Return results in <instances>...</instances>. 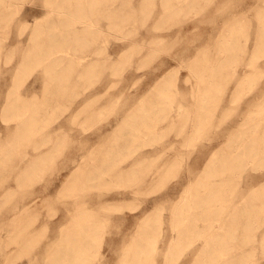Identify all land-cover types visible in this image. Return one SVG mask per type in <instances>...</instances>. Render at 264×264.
Returning a JSON list of instances; mask_svg holds the SVG:
<instances>
[{
  "label": "bare ground",
  "instance_id": "1",
  "mask_svg": "<svg viewBox=\"0 0 264 264\" xmlns=\"http://www.w3.org/2000/svg\"><path fill=\"white\" fill-rule=\"evenodd\" d=\"M20 1L21 0H0V60L4 55L5 56L10 55L13 52L14 47L23 46L24 49L22 51V54L15 64V70L17 75L23 74L24 71L27 69V67L33 64L35 65V67L41 68V71L43 70L45 75L62 74L66 72L70 74L90 75L95 72H103V70L109 66H111L112 68L120 64L125 59L128 53V51L126 50L125 52L117 54L118 52L117 48L112 47V49L110 48L111 50H106L105 51L106 53L104 52L105 54H103L99 49V47L95 46L96 44L92 45L91 43H89L90 40L88 41V38L93 37L95 33H99L100 30L103 28L104 25L102 24L103 22L102 20L106 18L108 19L109 24H113L116 22L118 23V25L119 22L130 21L131 18L134 19L135 17H137L136 16L137 9L143 8V6L149 0H137L136 1L137 4H134L135 0H126L125 7H124V3H119L116 5L115 2H111L109 6L108 4L106 6H97L98 2L100 1L103 2V0H44L45 10L41 14L37 16L26 17L23 16L24 14L23 13L19 17V22L21 23V25L22 24L23 25L21 29L16 33V35L12 38L13 41L8 42L3 39V35H5L3 34V30L6 29V26L10 28L12 21L15 20L14 16L16 14V11L18 14L21 9L19 8L20 6H18L20 4ZM160 1H161V5L163 6L162 8L163 11L161 13V16L158 15L160 16V18H164L165 16H167L171 10H174V8L178 9L179 6H183V5L185 6L186 4L192 2V0H175V2H172L174 0H160ZM92 5L94 6V8H91ZM96 12L98 13V16H96ZM72 14L75 15L76 17H79L80 19L79 20L80 22H78L79 24L71 17ZM245 18L246 17H244L242 23H244L246 19H247L246 23H249L248 18L246 19ZM30 19H32V21H30ZM235 21L232 24H230L229 33L227 34L223 33L225 36L217 42L216 49L214 50V52L212 51V49H209L208 46H206L205 48L208 49L204 50L205 48H203L204 51L200 50L199 53L198 50H196L197 54L196 55L194 54L195 56L192 57L193 59H191V61L189 60L190 62L188 63L192 71V74L197 79L196 85L200 86L198 90H196L194 82L191 83L193 87L192 89L193 92L195 91L197 93L193 103L189 101L191 103L190 105H184L182 103L179 104L177 103V105H175L174 97H176V95L175 93H174L175 96L172 97L171 95L173 93L172 86L174 88L176 84V80L174 78V72L172 71V69H174V67L177 64L173 68L171 67L172 69L170 70L168 69L169 67L167 68V66L165 65L166 61L164 60L156 67L157 69L155 68L156 71L152 70L153 72L150 75L151 80L147 82L148 90L144 92V94H142L139 100L137 99L136 102L133 103L128 110H126L125 115H123L118 120V123L116 124L112 132L109 135L105 134L107 137L103 138V136L105 135L102 134L101 137L102 139L98 144L87 147V149L84 148L85 150L82 148L83 146H81L80 148L76 147L74 149L76 153L75 155L77 156L74 157L76 163L74 164V167L70 170V172L67 173V177L65 181L61 185L60 193L61 192L63 193V191L66 190L67 191L74 190V193L76 194L75 196H72L73 198L71 200H66L65 202H63L64 205L62 207L63 209L62 211L60 210L61 213H59L60 215L56 218L55 221V225H59V228L54 233L52 232L53 235L51 237L53 238L51 244L49 245V249L47 248L48 249L47 250L48 253L46 252L47 257L45 256L46 259L44 258L45 264L90 263V261L92 260L91 250L93 249L94 244H96L95 243V235L97 233L96 231L98 230V228L103 227L106 224L103 223L109 218V215L111 216L110 213L108 216H106V214L103 215V213L101 214L100 212L95 211L93 209V205L97 202L95 200H98L99 202V199L102 197L103 198L102 201H104V203H102L100 206H102V208L106 210L108 209V210H113L114 213L116 212V218L119 221L120 219L124 220V218L126 219V217L122 215L124 212L121 213V211H123V208L124 207L126 208V206L125 204L122 203H116L115 200L117 193L131 192L137 194L136 193L137 185H139V183L141 184L142 182L148 183V181L149 182L154 181V183L151 182L152 183L151 187H147V188L154 189L153 186L155 185V183L159 180V178L162 179V177L158 178L159 175H162L163 177H165V175L167 174L170 175L169 165H172L174 161L171 160L172 157L170 156V154L169 157H166V159L163 160L162 162L165 165L168 164L167 167L163 165L156 167L155 163L157 162L156 161L152 162L149 159L154 153L157 152L163 155V153L167 149L166 147L168 146L169 148V144L163 146L162 148H158L157 146H154L149 150H145V152L142 154L141 152L127 153L125 151V148L128 145L135 143L136 140H139V138L141 137L144 139L146 135H147L146 138L148 137L149 143L152 144L153 140H155L156 133L162 127L161 126L162 124L160 125V123L164 120H168V118L171 115L172 117L169 119V122H173L174 120L177 121V119L179 118V120L183 123L182 124L183 127L187 126V124L190 122V121L188 122V117H187V115L190 113L189 112L190 108H194V112L196 116V117L194 116L196 120L193 125L194 126L193 130L192 129L191 130L193 132L194 131L199 132L201 128L203 127L205 128L206 125H209L212 119L215 117L216 112L219 108V104L223 99L224 94L227 92L228 88H230L231 90V93L228 95L230 101V100H238L240 98L241 91H243L244 89H250L254 85L256 81L254 82L255 79L253 76L255 72H257L259 69L258 68L256 70L255 68L258 67L257 66L258 60L262 55V53L264 52V44L260 45V38L264 39V31H263L264 26L262 28V31H260L258 35L259 40L254 46L255 49L251 53V57L249 58V61L244 63L243 61L241 62L242 64L246 63L245 64L246 66H251L256 71L252 73L251 70L249 71L247 68H242L241 71H238L236 65L239 61H241L240 59L244 60L242 57H244V55L247 54V51L249 49L246 47L247 46L246 42L243 43L240 41L239 38L240 36H242L241 35L242 32L238 31ZM29 25H30V31L29 34L27 35L28 36L27 39L24 40L22 34ZM68 25H72L70 28L71 30L61 31L59 33L60 34L59 36L61 38L58 39L56 43L61 44L63 42H67L68 44H70V46L71 44H73L76 48L79 49L78 53H72L71 51L66 49L65 53H57V54L55 53L51 57L43 58V56L41 55L42 49L40 44H42L41 42H43L44 38L43 37L41 38V32H43L47 28L48 30H50L53 27L60 30V28L63 29ZM7 32H9V30L6 31V33ZM7 34L9 35V33ZM6 35L4 36L5 39H7L8 37V36L6 37ZM50 36L57 37L55 34L53 35L49 34L48 37ZM68 36L73 37L71 41H66L67 40L66 37ZM104 36L102 38H104ZM142 36H144V34ZM144 39L146 40V38ZM255 40L254 42H256ZM103 46L106 47V44H104ZM189 48L187 47V49ZM251 51L252 50H250V52ZM180 53L181 52L179 51V54ZM115 54H117L116 57H114ZM188 55L190 54L188 53ZM174 56H176V54ZM10 60L11 57L7 58L5 62L8 63ZM184 62L186 63V61ZM226 67H232V70L230 73H228L230 77H228V79H226L225 81L223 80L224 77L221 78L222 76L221 77L219 76L222 74L221 71H223V69ZM177 68H179V66L176 67L175 69ZM5 72L6 73L9 72V69L8 68L5 69ZM147 74L149 75V73ZM185 79H187V77ZM233 79H235L234 84L233 86L231 85V87H229V84L233 81ZM3 80H4V85H6L7 83L5 78ZM70 80H72V78H70ZM188 80L189 79H187L186 82H188ZM257 83L259 85V80ZM127 87L128 86H126V88ZM1 89L2 88H0V90ZM98 89H100V87ZM78 90L80 91V89ZM18 92H20V90ZM18 92L16 96H13L12 92L9 91L4 99V105H3L4 109H6L9 112H13L15 117V123L12 129V133L9 134L8 132L7 137L8 135L10 136V138L8 137L9 139H14V138L25 139L28 137H31V139H33L32 137H36V136L40 137L38 141V145L36 146L37 151L35 152L34 155L31 156L28 163H25L30 167H39L42 163L46 161V159L49 157V155L52 153V151L55 148V145L51 144V142L49 144L48 141H51V139L56 138L54 137V135H57L56 139H61L62 137L60 136L59 138L58 134L60 135L66 134L67 130L65 127H67L66 126L67 123L72 118L75 120V122H77L79 116H84V119H86V117L88 119L91 118L90 120L91 122L90 121L88 122L92 123L93 121L92 117H95V114L98 113L97 111L100 110L99 109L96 111L94 106V104L96 103H93L94 100L101 99L96 94L98 93V91H94L96 93L93 94L92 93L84 94V92H81V95L84 97L79 102H77L76 104L74 103L75 105L73 104V102L72 103L69 102V105H67L61 111V115H63V117H61L62 118L61 121L59 120L60 123L56 126L54 124L55 127H52L51 129L44 130L43 120L46 114L44 110L45 107L49 104V102L53 100H61L65 98L69 99V97H71L75 92L73 90H67L63 87L51 88L48 87V85L44 88V91L43 93H41V95L38 93H34L29 99H27L28 97L26 99L25 97L24 98L21 97L22 95L18 94ZM95 94L97 95L95 97L96 99L95 98L93 99L92 96H94ZM102 94H105V92ZM105 95H103V98ZM172 98L174 99V104ZM176 98H178V96ZM109 102L110 103L108 104V106H110V104L113 103V101H109ZM121 108L123 109V107ZM254 108H251L252 110H250L249 112L247 111V114L245 116L244 115L242 116L241 122L238 124V126H236L237 127L236 129L228 131L229 133L227 135V138H225L223 142L218 144L210 151V153L205 158L200 168L199 167L196 169L193 168L194 163L195 162L197 163L199 159L198 157L195 158V156H194L195 158L194 161L192 160V162L187 165L188 167L186 170L187 175L185 177L183 176L182 178V180L184 179V182L187 181L186 186L178 195L177 199L174 201L175 203L173 204L175 205L171 209L172 210L171 214H168L170 215L169 229H167V227L166 230L161 228L162 227L161 218L157 219L155 217V213L156 211H158L157 207H155L154 210H145L144 214L140 218H136L133 215L129 217V219L127 218L129 222H131L132 220H134V222L137 221V224L135 223L137 226V227L135 226V231L136 230L137 231L136 233L134 232V235H132L133 238L125 246L119 249L114 247L116 240L111 239L108 246L103 251V249L101 248L103 242L102 240L103 236H101V238L99 239V243L97 244L98 245L97 254L98 257H100L98 259H102L105 257L106 255L105 250H106L108 254V260L111 257H113L115 254H118L116 258L114 257L112 258V260L114 259V262L110 260L111 264H157V257H158L157 255L159 253L162 254L163 264H231L233 262H238L239 264L243 260H245V262L253 261V264H258L259 262L260 264H264V191H263L264 182H262L260 186V155H263L260 154V147L262 146L260 145V135H261L260 124L262 123V122L260 123L261 121L260 103L257 104L256 107ZM76 118L78 119L76 120ZM84 119H82V121H85ZM13 120L11 122H13ZM179 120L177 121V124L178 122L181 124ZM94 121H96V118ZM78 123L77 125L79 126ZM86 123L83 124L86 125ZM89 123L87 125L90 126L95 122L92 124ZM220 123L222 124V122ZM220 123L218 124L219 126ZM73 124L76 125L75 123ZM174 124L175 123H173V125ZM82 126L83 125H81V127ZM172 127H175V125ZM172 127L170 129H172ZM205 129H203V131ZM169 132L168 134H170ZM188 134H192V133H188ZM203 134H201V136H203ZM212 136L210 135V137ZM220 136H222L221 132L216 134V138H219ZM78 138L79 137H77V139ZM213 139H215V137ZM5 140L6 139L3 140L4 141L3 143H5ZM262 140H263L262 147H264V137ZM84 141L86 140L84 139ZM183 142L184 141H182V143ZM197 142L195 143L197 144ZM84 145H86V143ZM42 146L45 147L47 146V147L41 148ZM5 148L6 147L3 148L4 150L0 151V166L3 165L2 164L4 161L3 156L7 155V152L2 154L4 151H6ZM204 148L206 147L204 146ZM79 149H83V151L80 152L78 151ZM62 150L63 149L61 148V151L59 152L61 153ZM84 151H86L87 153ZM170 151L172 153V150ZM179 152L182 153L181 151H178L177 153ZM186 152L188 153L189 151ZM167 153H169V151ZM159 158L163 159L164 157H159ZM187 158L189 160V158L191 157H187ZM173 159H175V157H173ZM183 161L184 159L182 158L179 161V163L182 164L184 163ZM144 164H146L147 172L149 170L148 173H150V175H148L147 173L148 177L147 176L144 177L146 173L144 175L139 174L141 172L143 173V169L145 168V167L143 168ZM247 165L250 166V170H245V167ZM160 167H164L162 168L164 171L161 170L163 172L162 174L160 173L157 176L158 178L157 179L156 174L159 171ZM177 167H179V165ZM173 170L176 169L173 168ZM178 170L179 169H177V172ZM174 173H176V171ZM170 176L171 178L173 177L172 175ZM93 180H97V182L93 183L92 182ZM111 181L116 182L118 186H123L125 189L122 188V190L120 189L112 192L113 193L112 196H106L107 195L106 193L93 194L95 189L92 190L93 193L90 194L92 187L101 186L100 183L105 185ZM98 189L99 188H97V190ZM157 189H155V191ZM34 192L35 191H33V193ZM74 193L71 194L74 195ZM0 195L2 194L0 193ZM32 195H36V194L34 193ZM69 195L70 194H68V196L66 197L69 198L70 197ZM54 197L55 196L53 195L52 199H54ZM48 199L49 198H47V200ZM57 199L58 201H60V198ZM37 201L39 200L38 197L36 196V197H32V199L26 204L22 203L24 207L23 209L20 208L21 211H25L27 210V208H31V207H32L31 209H33ZM48 201L51 202V200ZM41 205L42 204H40V206ZM12 206H14V204ZM16 206H18V203ZM98 206L99 205H97V207ZM25 212L27 213V211ZM8 213H6L7 215H4L7 216V218H8ZM30 213H34V212H30ZM2 215L3 214L1 213V216ZM34 216L36 217V215ZM34 216L32 215L31 221H33L32 219L35 218ZM160 216H162V214ZM36 218L38 219V217ZM60 221H63V223L60 224L59 223ZM254 221H257L259 224H255ZM8 222L9 220L7 221V223ZM34 223L35 222L33 221V224ZM19 225H17L19 228L18 230L16 228L15 231L16 234L17 231H19V229L24 224L22 223L21 227ZM30 225L33 226L31 223ZM30 225L29 227H31ZM45 225H47V222ZM23 227L22 229H24ZM46 228L45 230L48 231ZM26 230L27 229H25L24 231ZM259 230L261 231L260 241L257 239ZM13 234L14 233H12L10 236L12 237ZM20 234H22L23 236L24 233L21 232ZM34 234L35 233H33L30 238L34 239L35 238ZM161 234H162V238H160ZM250 236L252 237V240L247 239V237ZM30 238H26L25 240L19 242L18 246L15 242L16 239H12V240L10 239L7 242V244L15 242L16 246L18 247V248L16 247L17 252H19L20 250L25 249L29 245ZM241 244L242 245L245 244L244 248H242L243 246H241ZM249 244L254 246L253 251H257L256 246L260 244L261 247L260 258H256L255 256H249V257L247 256L249 249L246 247ZM235 245L238 246L240 245L241 247L235 248ZM4 246H7L5 245V242H4ZM10 251H12V249ZM12 252L13 253L10 255H12L13 258V254L14 252L16 253V251L13 250ZM186 252L187 254L185 256ZM10 255H8V257H10ZM95 258H97V256ZM105 259L107 258L105 257ZM0 260L2 261L1 258ZM9 261L11 263L13 262V260L11 261V259H9ZM102 262H104V259ZM107 264L109 263L107 262Z\"/></svg>",
  "mask_w": 264,
  "mask_h": 264
},
{
  "label": "rangeland",
  "instance_id": "2",
  "mask_svg": "<svg viewBox=\"0 0 264 264\" xmlns=\"http://www.w3.org/2000/svg\"><path fill=\"white\" fill-rule=\"evenodd\" d=\"M136 1L137 0H135L134 4H137ZM43 2H44V0H21L20 4L18 5V6H20L19 8H21V9H20V11L18 10L19 11L18 14L16 11V14L14 16L15 20L12 21L10 28L6 26L5 30L6 31L9 30V32H7V33H9V35L6 33L5 30H3L4 28L2 29L3 34H5V35L7 34L6 37L7 36L9 37V38L7 37V39H5L4 38L5 35H3V39L8 41V42H12L13 41L12 38L16 35V33L21 29V27L23 25V24L21 25V23L19 22V17L23 13H24L23 16H26V17H32V16H37V15L41 14L45 10V6H44L45 2L44 3ZM111 2H115L116 5L119 3H124V7L126 5V0H120V1L119 0H103V2H101V1L98 2L97 6H106L107 4L109 6L111 4ZM172 2H175V0ZM91 8H94V6L92 5ZM162 8H163V6L161 5L160 0H149L143 6V8L137 9V11H136L137 17H135L134 19L131 18L130 21L119 22V25L116 22L113 24H109L108 19H106V18L104 20H102L103 22L101 21L102 24L104 25L103 28L100 30L99 33H95L93 35V37L88 38V41L90 40L89 43H91L92 45L96 44L95 46H98L103 54L106 53L105 52L106 50H111L112 47L117 48V51H118L117 54L125 52L126 50L128 51L125 59L120 64H118L112 68H111V66H109L110 69H109V67H107L103 70V72H95V73L90 74V75L70 74L68 72L62 73V74L45 75L43 70L41 71V68L35 67V65L33 64V65H29L23 74L17 75L16 70H15V64L22 54V51L24 49L23 46L22 47L21 46L20 47H14L13 52L10 55H6V56L4 55L1 58V60H0V88H2V89L0 90L1 91L0 92V106H1L0 107V144H1L0 151L4 150L3 148L6 147L5 148L6 151H4L2 154L7 152V155L6 156L2 155L4 158V161L2 163L3 165L0 166V168H1V171H0V193L2 194V195H0V198H1L0 199V209H2V210H0V224L2 222H4L0 225V233H1L0 234V237H1L0 238V247H1L0 253L2 251V253L0 254V258L2 259V261L0 260V264L1 263L14 264V261H15V264H21V263L22 264H41V263L45 264L44 261L47 257V255H46L48 253L47 250L49 249V245L51 244V241L53 238L51 236L59 228V225H55V221H56V218L60 215L59 213H61V211L63 209L62 208L64 206L63 202H65L66 200H71L73 198L72 196H75V194H76V193H74V190H72V191L68 190L69 192L66 190V191H63V193L62 192L60 193L61 185L65 181V179L67 177V173L70 172V170L74 167V164L76 163L74 160V157H77V156L75 155L76 153H75L74 149L76 147L80 148L81 146H83L82 147L83 149L84 148L87 149V147L98 144L100 142V140L102 139L101 138L102 134H104V135L108 134L109 135L112 132V130L114 129V127L116 126V124L118 123V120L123 115H125L126 110H128L131 107V105L133 103H135L137 99L139 100V98H141L142 94H144V92H146L148 90V83L147 82H149L151 80L150 75L155 70V68L160 63H162L164 60L166 61L165 65L167 66V68L169 67L168 69H170V70L177 64L174 67V69H172V71L174 72V78L176 80V84H175L176 87L174 86V88H173V86H172L173 93L171 95H172V97L175 95H176V97L178 96V98L174 97L175 105H177V103L178 104L182 103L184 105H190L191 103H193L195 98H196L197 93L195 91L193 92V90H192L193 87H192L191 83L194 82L196 90H198V88L200 86L196 85L197 79L193 76L188 62H190L191 59H193L192 57H194L197 54L196 50H198V53H199L200 50L204 51V50L209 48V49H212V51L214 52V50L216 49L217 42L225 36L224 34L229 33L230 24H232L235 21V19H236L235 23H236V26L238 28V31L242 32L241 33L242 36H240L239 39L243 43L246 42V45H247L246 47L249 49L247 51V54H245L244 57H242L244 60L240 59L241 61H239L237 63L236 68L238 71H241L242 68H247L249 71L251 70L252 73H254L259 68L257 71L258 73L255 72V74L253 76L255 79L254 82L255 81L256 82L254 83V85L250 89H244L243 91H241L242 97L240 95V98L238 100H230L229 101L228 95L231 93V90H230V88H228L227 92L224 94L223 99L221 100V102L219 104V108L216 112L215 117L212 119L213 122L211 121L209 125H206L208 127V129L205 126V128L207 130L203 127V128H201V130L199 132H196V131L193 132L192 131L193 127H194L193 126L194 122L196 120V118H195L196 116H195L194 108H190V111H189L190 113L187 115L188 122L189 121L190 122L187 124V126H185L186 128L183 127V125H182L183 123L179 120V118L177 119V121L179 120L181 122V124L179 122L177 124L176 120H174L173 122H169V119L172 117V115H171L168 118V120H164L165 123H164V121H162L163 123L162 122L160 123V125L162 124L161 125L162 127L156 133L155 140H153L152 144L149 143L148 137L146 138V136H147L146 135L144 139L141 137V138H139V140H136L135 143L130 144L125 148V151L127 153H131V152L139 153V152H141V154H142L145 152V150H149L150 148H152L154 146H157L158 148H162L163 146L168 145V144H169V148H171L173 146L171 149H169L167 146L166 148L168 150L166 149V151L164 152L165 154L163 153V155H162L159 152H157L158 154L154 153L151 156V158H149L152 162H155V161L157 162V163H155L156 167H159L161 165L167 167L168 164L165 165L162 162H163V160L166 159V157H169V154H170V156L172 157L171 160L172 161L174 160V161H173L172 165H169V168H170L169 174L172 175L173 177L171 178V176L168 174L165 175V177H163L162 175H159L160 173L162 174V172L164 171L162 169L164 167H160L159 171L156 174V178L159 175L158 178L162 177V179L159 178V180L153 186L154 189L147 188V187H151V185H152L151 182L154 183V181H151V182L148 181V183L142 182L141 184L139 183V185H137V192H136L137 194L131 193V192H129V193L119 192V193H117L116 200H115L116 203H122V204H125V206H126V208L124 207L123 211H121V213L124 212L122 215L124 217H126V219L125 218H124V220L120 219L121 222L116 218V212L114 213L113 210H108V209L106 210V209L102 208V206H100L102 203H104V201H102V199H103L102 197L99 199V202H98V200H95L97 202L93 205V209L97 212H100L101 214L103 213V215L106 214V216H108L110 213L111 216L109 215V218L103 223V224H105V223L106 224L103 227L98 228V230L96 231L97 232L95 235V243L96 244H94L93 249L91 250L92 251V255H91L92 260L88 264H91V263L92 264H107V262L109 264H111L110 260H112L113 257L116 258L118 254H115L113 257H111L108 260V254H107V251L105 250V254H106L105 257L107 259H105V257L102 259H98V258H100V257H98V254H97V249H98L97 244L99 243V239L101 238V236H103L102 237L103 242H102V247H101L103 249V251H104V249H106V247L108 246L111 239L116 240L114 247L119 249V248H122L123 246H125L133 238L132 235H134V232L136 233V231H137V230L135 231V226L137 224V221L134 222V220H132L131 222H129L127 220V218L129 219V217H131L133 215L136 218H140L144 214L145 210H154L155 207H157L158 209L157 208L156 209L158 211H156L155 217L157 219L161 218V220H162L161 221L162 222L161 228L162 229L166 230V227H167V229H169L170 228V215H168V214H171V211H172L171 209L175 205V204H173V203H175L174 201L177 199L178 195L181 193V191L186 186L187 181L184 182V179L182 180V178H183V176L185 177L187 175V173H186L187 172L186 170L188 168L187 165L189 163H191L192 160L194 161V159L196 157H198L199 159H198L197 163L196 162L194 163L193 168L194 169H196L198 167L200 168L202 166L203 161L205 160V158L210 153V151L214 147H216L218 144L223 142L225 138H227V135L229 133L228 131L236 129L237 128L236 126H238V124L241 122L242 116L243 115L245 116L247 114V111L249 112L250 110H252L251 108L256 107V105L259 103H260V117H261L260 123L262 122L260 124V134H261L260 135V145L263 146V140L262 139L264 137V120H263L264 119V117H263V115H264V109H263L264 108L263 107L264 106V72H263L264 71V52L262 53V55L260 56V58L258 60V65H257L258 67L255 68L256 70H254V68H252L251 66H246L245 65L246 63L242 64L241 62L243 61V63H244V62L249 61V58L251 57V53L255 49L254 46L259 40L258 35H259L260 31H262V28L264 26V0H192L191 3L186 4L185 6L184 5L179 6L178 9L174 8V10H171L167 16H165L164 18H160L161 13L163 11ZM138 12H140V13H138ZM138 14H140V15H138ZM158 15H160V16H158ZM243 15H244V17L248 18L249 23H246V21H247L246 18H245L246 20L244 21V23H242L244 20ZM96 16H98L97 12H96ZM71 17L77 23L80 22L79 17H76L73 14ZM17 21H18V23H17ZM30 21H32V19H30ZM241 24H242V26H241ZM71 26L72 25H68L67 27H65L63 29L60 28V30L55 28V27L51 28L50 30H48V28H47L46 30L41 32V38L42 37L44 38L43 42H41L42 44H40L41 49H42L41 55L43 56V58L51 57L55 53L56 54L57 53H65L66 49H68L72 53H78L79 49L76 48L73 44H71V46H70V44H68L67 42H63L61 44L56 43V41L61 38L59 36L60 35L59 33L61 31L71 30L70 29ZM134 30H136V31H134ZM29 31H30V25L24 30V32L22 34V37L24 38V40L27 39V37H28L27 35L29 34ZM104 32H105V34H104ZM133 32L135 33V35ZM49 34H52V35L55 34L57 37H51V36L48 37ZM102 34H103V36L105 35L104 38H102L103 37ZM143 34H144V36H142ZM41 38H40V40H41ZM66 38H67L66 41H71V39L73 37L68 36ZM95 38L98 39L99 41L96 40ZM144 38H146V40ZM142 39H143V41H142ZM254 40L256 42H254ZM132 41H134V42H132ZM252 42H254V43H252ZM104 44H106V47L103 46ZM263 44H264V39L260 38V45H263ZM206 46H208V48H205ZM187 47L188 48L190 47V48L187 49ZM19 48H20V51H19ZM184 48H185V50H184ZM203 48H205V49L203 50ZM261 49H262V47H261ZM250 50H252V51L250 52ZM179 51L181 52L180 54H179ZM183 51H185V52H183ZM188 53L190 55H188ZM117 54H115L114 57H116ZM175 54H176V56H174ZM182 54H183V56H182ZM9 57H11V60L8 63H6L5 61ZM184 61H186V63ZM183 62H184V64H183ZM186 65H187V67H186ZM241 65H243V66H241ZM178 66H179V68L175 69ZM7 68L9 69V72L6 73L5 69H7ZM231 70H232V67L224 68L223 71H221L222 74L219 77H221V76H222L221 78L224 77L223 80L226 81V79H228V77H230V75L228 73H230ZM4 73H6V74H4ZM147 73H149V75ZM185 76L190 81L188 80V82H186L187 79H185L186 78ZM4 78H5L6 83H7L6 85H4V80H3ZM70 78H72L73 81L70 80ZM258 80H259V85L257 83ZM234 81H235V79H233V81L229 84V87H231V85L233 86ZM99 84H102V85H99ZM256 84H257V86H256ZM47 85H48V87H51V88L63 87L67 90H73L75 93H73V95L71 97H69V99L65 98V99L53 100V101L49 102V104L45 107V110H44L46 113L45 118L43 120L44 130L51 129L52 127H55L56 125H58L60 123V121L62 119L61 117H63V115H61V111L67 105H69V102L70 103L73 102V104L74 103L76 104L77 102H79L84 97L81 95V92H84V94L85 93L86 94H88V93L93 94V93H96L94 91H98V93H96V94L101 99L100 100L99 99L94 100L93 103L97 104V105L94 104L95 110L97 111L100 109L99 111H101V112L97 111L99 114L97 113V114H95V117H92L93 121L96 118V121H94L95 123L92 121V123H94V124L88 122L91 120L90 117H89L90 119H88L86 117V119H88V120H86V119H84V116H79L78 117L79 119L76 118V120L78 119L77 122H75V120L72 118L67 123V125H66L67 127H65L67 130V132H66L67 136H66V134H64V135L58 134L59 138H60V136L62 138L56 139L57 135H54V137H56V138H53V139H51V141H48L49 144H50V142H51V144H54L55 148L52 151V153L49 155V157L46 159V161H45L46 164L44 162L39 167H30L25 163H28L31 156L34 155L35 152L37 151L36 146L38 145V141H39L40 137L39 136L32 137L33 139H31V137H28L25 139H21V138L9 139L10 138L9 135H8L9 138L7 137L8 132H9V134L12 133V129H13V126L15 123V117H14L13 112H9L6 109H4V106H3L4 105V99L7 96L9 91L12 92L13 96H16L17 92L19 90H20V92H18V94H21L22 95V96L20 95L21 97H23V98L25 97V99L28 97L27 99H29L34 93H38L41 95V93H43L44 88ZM77 86H78V89H80V91L77 89ZM102 86H103V88H102ZM126 86H128V87L126 88ZM99 87H100V89H98ZM256 88H258V89H256ZM104 89H106V90H104ZM256 91H258L260 94ZM104 92L106 95L102 94ZM174 93H175V95H174ZM96 94L94 96H92L93 99L97 96ZM103 95H105L104 98H103ZM184 96L185 97L187 96V97L185 98ZM174 99L172 98L173 104H174ZM96 101H98V102H96ZM109 101H113V103H111L112 105L110 104V106H108V104L110 103ZM104 105H105V107H104ZM100 107H103V108H100ZM121 107H123V109ZM191 109H192V111H191ZM120 110H122V111H120ZM101 113H102V115H101ZM262 117H263V119H262ZM97 118H99V119H97ZM193 118H195V119H193ZM82 119H84L85 121H82ZM12 120H13V122H11ZM181 120H182V118H181ZM57 121H59V122H57ZM82 122L83 123L87 122L86 125L88 123L92 124V125H90V126L87 125V127H86V125L83 124ZM220 122H222V124ZM73 123H75L76 125L78 123L79 126L78 125L76 126ZM169 123H170V125H169ZM173 123H175L174 124L175 127H172V126H174ZM219 123H220V126L218 125ZM54 124H55V126H54ZM81 125H83V126L81 127ZM165 126H166V128H165ZM191 126H192V128H191ZM215 126L217 129L215 128ZM84 127H85V130H84ZM171 127H172V129H170ZM203 129H205L204 130L205 132L203 131ZM80 130H82V131H80ZM169 131H171V132H169ZM165 132H166V134H165ZM168 132L170 134H168ZM220 132L222 133V136H220L219 138H216V134L220 133ZM188 133H192V134H188ZM93 134H95V135H93ZM98 134H100V135H98ZM197 134H198V137H197ZM199 134H200V136H199ZM201 134H203V136H201ZM210 135L211 136L213 135V136L210 137ZM88 136L89 137L94 136L95 138L94 137L89 138ZM67 137H69V138H67ZM77 137H79V138L77 139ZM86 137H87V139H86ZM105 137H107V136L106 135L103 136V138H105ZM214 137H215V139H213ZM3 138L6 139L5 143H3L4 142ZM96 138H98L99 141ZM64 139H66V140H64ZM84 139L86 141H84ZM88 139H89V141H88ZM67 140H68V142H67ZM77 140H78V142H77ZM182 141H184V142L182 143ZM195 142H197V144ZM82 143H84V144L86 143V145H84ZM199 143H202V144H199ZM192 145H194V146H192ZM204 146L206 148H204ZM262 146L260 147V154H263V155H260V186H261L262 182H264V147H262ZM44 147L45 146H42L41 148H44ZM63 147H65V148H63ZM61 148L63 150L60 153L59 151H61ZM83 149H79L78 151L81 152V151H83ZM170 150H172V153ZM168 151H169V153H167ZM178 151H181L182 153H180V152L177 153ZM186 151H189V152L187 153ZM84 152H86V151H84ZM196 153H198V154H196ZM166 154H168V155H166ZM181 154H182V157H181ZM194 154H196V155H194ZM55 156L56 157L58 156V157L56 158ZM186 156L191 157V158H189V160H188V158ZM194 156H195V158H194ZM159 157H164V158L160 159ZM173 157H175V159H173ZM54 158H56V159H54ZM182 158L184 159V161H183L184 163L180 164L179 161ZM53 161H55V162H53ZM63 163H66V164H63ZM178 165H179V167H177ZM143 168H144L143 173L141 172L139 174L144 175L146 173L144 177H146V176L148 177V175H150V173H148L149 170L147 172L146 164L143 165ZM173 168L176 170H173ZM177 169H179L178 172H177ZM161 170H163V171H161ZM245 170H250V166L247 165L245 167ZM144 171H146V172H144ZM175 171L177 174L174 173ZM147 173H148V175H147ZM167 179H169V180H167ZM92 182L96 183L97 180H93ZM163 182H164V184H163ZM100 184H101V186L92 187L90 194H92L93 193L92 190L95 189L93 194L106 193L107 194L106 196H112V194H113L112 192H114L116 190H120V189L122 190V188L125 189L123 186H118L117 183L113 182V181H111L105 185L102 183H100ZM263 187H264V184H263ZM97 188H99V189L97 190ZM155 189H157V190L155 191ZM33 191H35L34 193L36 195H32V194H34ZM138 191H139V193H138ZM56 193H57V195H56ZM71 193H74V195H72ZM68 194H70L69 198L66 197V196H68ZM53 195L55 196L54 199H52ZM36 196L38 197L39 201H37L35 207H33V209H31L32 207L27 208V210H25V211H27V213L25 211H21V209H23V207H24L23 204H26L27 202H29L32 199V197H36ZM47 198H49L48 200H51V202L48 201ZM57 198H60V201H58ZM61 198H62V201H61ZM64 198H65V200H64ZM8 200H10V201H8ZM60 202H61V204H60ZM17 203H18V206H16ZM9 204L13 209L9 206ZM13 204H14V206H12ZM38 204H39V206H40V204H42L43 206L41 205L42 207L41 206L39 207ZM95 205H96V208H95ZM97 205H99V206L97 207ZM1 207H3V208H1ZM15 208H17V209H15ZM29 210H32V211H29ZM10 211L11 212L14 211L12 213L13 214L16 213V214L13 215ZM8 212H10V213H8ZM30 212H34V213H30ZM54 212H55V214H54ZM1 213L3 214L2 216H1ZM6 213H8V218H10V219H8L7 216H4V215H7ZM161 214H162V216H160ZM32 215L33 216L36 215V217H38V219H37L34 216L35 218L32 219L35 222L34 224H33V221H31ZM165 215H166V217H165ZM2 217L5 219H3ZM13 218H14V220H13ZM1 219H3V220H1ZM8 220L10 223L9 222L7 223ZM11 221H12V224H11ZM25 221H26V223H25ZM46 222H47V225H45ZM51 222H53V223H51ZM22 223L24 224L23 225L24 227L22 226ZM30 223L33 226H31ZM59 223L61 224V223H63V221H60ZM254 223L259 224L257 221H254ZM17 225H19L20 227L22 226L24 229H22V227H21L19 229V231H17V234H16V232H15L16 228H17V230L19 228ZM29 225L31 227H29ZM46 226H47V228H46ZM39 227H40V229H39ZM45 228L48 231H46ZM25 229H27V230L24 231ZM51 229H52V231H51ZM132 229H134V230H132ZM3 230L5 231V233ZM21 232H23L25 235L23 234V236H22V234H20ZM12 233H14L12 236L13 238L10 236ZM33 233L36 234V235L34 234V236H35L34 239L30 238ZM260 233H261V231L259 230L258 235H257V239L259 241H260ZM15 234H16V236H15ZM49 234H51V235H49ZM112 234H114V235H112ZM122 234H124V235H122ZM26 238H30L29 245L25 249L17 252L16 247L18 246L19 242L25 240ZM160 238H162V234L160 235ZM2 239H3V241H2ZM10 239L11 240L16 239L15 242H16L17 246H16L15 242L7 244V242ZM247 239L252 240V237L251 236L247 237ZM48 240L50 243L48 242ZM4 242H5V245H7L8 247L4 246ZM159 244H161V243H159ZM45 245H46V247H45ZM11 246H13V247H11ZM241 246H243L242 248H244L245 244L244 245L241 244ZM241 246L235 245V248H238ZM246 248L249 249V252L247 253L248 257L249 256H255L256 258L261 257L260 244H258L256 246L257 251H253L254 246L251 244H249ZM9 249L10 250L12 249V251L13 250L16 251V253L14 252V254H13V258H12V255H10L13 252L10 251ZM41 249H42V251H41ZM186 254H187V252L185 253V256H186ZM8 255H10L11 258L8 257ZM39 255H41V256H39ZM31 256H32V258H31ZM96 256H97V258H95ZM157 256H158L157 257V264H163L162 254L159 253ZM41 257H42V259H41ZM183 257H184V255H183ZM9 259H11V261L13 260V262L11 263L9 261ZM103 259H104V262H102ZM7 260H8V262H7ZM105 261H107V262H105ZM112 261L114 262V259ZM231 264H238V262H233ZM239 264H253V261L245 262V260H243ZM258 264H260V262Z\"/></svg>",
  "mask_w": 264,
  "mask_h": 264
}]
</instances>
